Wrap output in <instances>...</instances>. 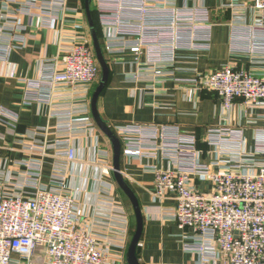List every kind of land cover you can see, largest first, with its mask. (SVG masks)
<instances>
[{"label": "built area", "instance_id": "2783aa9c", "mask_svg": "<svg viewBox=\"0 0 264 264\" xmlns=\"http://www.w3.org/2000/svg\"><path fill=\"white\" fill-rule=\"evenodd\" d=\"M249 3L258 18L252 26L237 28L233 45L235 52L262 57L264 0ZM92 5L107 52L136 55L135 61L155 77L165 75L164 67L176 64L179 52L210 49L214 23L206 7L179 8L171 0H92ZM74 13L68 0H0V62H6L13 51L25 49L31 31L56 34L57 55L41 60L37 78L21 80L25 86L22 106H51L50 117L74 114L71 105L53 108L58 93L68 92L74 96L71 100L76 95L86 99L100 80L91 35L73 22L74 33L67 36L65 28ZM131 41L134 43L129 44ZM141 57H145L144 63L139 61ZM138 78L139 74L133 77ZM185 82L189 99L205 89L216 93L227 109L242 99L249 108L264 110V78L248 71L223 66ZM18 122L15 113L1 111L0 127L14 129ZM72 129L71 124L61 125L56 132ZM111 129L127 159H162L172 166L146 169L155 177V199L171 197L174 220L181 229L193 231L188 236L191 242L184 245L185 252L197 257L191 264H264V150L259 153L263 156L259 163L245 157L241 129H208L206 143L216 155L210 164L200 161L196 137L181 134L177 126L127 124ZM36 148L41 149L40 154L47 149L35 142L25 149L32 154ZM55 154L75 159L70 147ZM23 165L24 182L0 188V264H34L39 247L46 251L43 264H108L109 250L83 222V210L67 194L65 178L55 177L60 188L53 192L41 185V162L30 160L18 167ZM195 180L207 184L209 191L201 192Z\"/></svg>", "mask_w": 264, "mask_h": 264}, {"label": "crops", "instance_id": "0c3cea01", "mask_svg": "<svg viewBox=\"0 0 264 264\" xmlns=\"http://www.w3.org/2000/svg\"><path fill=\"white\" fill-rule=\"evenodd\" d=\"M249 2L171 0L172 5L179 8H208L214 26L208 51L179 52L176 64L164 67L165 75L161 77L146 71L145 66L135 61L136 55L128 51L110 55L101 28L111 70L109 84L98 102L101 118L111 128L127 124L177 126L181 134L196 137L199 158L204 164L216 159L206 143L208 129L239 128L243 131L245 157L255 163L262 161L263 156L259 153L264 150V110L249 108L242 99H236L227 109L216 93L205 89L197 91L193 99H189L185 82L223 66L264 78V56L235 52L233 45L237 28L252 26L258 18ZM241 5H246V10L240 9ZM68 7L75 12V17L68 19L67 36L74 33L73 22L83 25V33L91 35L85 5L80 0H68ZM56 40L53 32L31 31L28 46L13 51L6 62H0V113L8 110L19 116L14 129L0 127V188H10L9 183L21 185L24 182L26 167H18L19 163L41 162V185L58 192L60 187L54 182L55 177H64L67 194L83 210V222L108 248V264H127L136 220L130 200L115 179L111 142L92 117L91 99L97 85L86 99L76 95V99L71 100L70 97L74 96L68 92L54 97V109L73 107L71 117H50L51 106H22L25 86L21 80L38 77L41 60L58 53ZM113 59L121 62L116 63ZM139 61L144 63L145 57ZM135 74L141 78L134 80ZM68 124L73 126L70 132H56L57 127ZM59 141L67 142L58 145ZM34 142L47 147L45 152L40 154L41 149L36 148L35 153H28L25 148ZM67 147L75 152L73 161L55 154L58 150L66 151ZM150 165L164 170L172 168L168 161L162 159L149 161L121 156V173L135 193L144 219L137 258L140 264H191L197 257L185 252L184 245L191 242L188 236L193 231L181 229L174 220L175 201L171 197L163 201L155 199V177L146 169ZM194 183L201 192L209 191L207 184L198 180ZM45 254V249L39 247L33 258L34 264H43Z\"/></svg>", "mask_w": 264, "mask_h": 264}, {"label": "water", "instance_id": "95a60500", "mask_svg": "<svg viewBox=\"0 0 264 264\" xmlns=\"http://www.w3.org/2000/svg\"><path fill=\"white\" fill-rule=\"evenodd\" d=\"M85 5V12L87 17V22L89 25V30L91 34L92 39V45L95 52V56L97 59V62L101 68V78L100 81L92 95L91 99V112L92 117L94 119V122L96 123L97 127L100 129V131L109 139L111 142L112 148H113V168H114V175L116 182L120 189L125 193V195L130 200L135 220H136V231L134 233V236L131 240V243L128 248L127 253V264H140L138 258H137V249L139 247L142 235H143V229H144V219L142 215V210L140 203L135 195V193L132 191V189L129 187V185L126 183L122 173H121V156H122V145L121 141L116 135V133L111 129V127L105 122L98 110V102L102 94L105 92L111 76V70L108 64L107 59L105 58L103 48L101 46L100 40L97 35L96 27L94 24V21L92 19L91 14V0H84Z\"/></svg>", "mask_w": 264, "mask_h": 264}, {"label": "trees", "instance_id": "16d2710c", "mask_svg": "<svg viewBox=\"0 0 264 264\" xmlns=\"http://www.w3.org/2000/svg\"><path fill=\"white\" fill-rule=\"evenodd\" d=\"M80 1L82 2V4H84V0H80ZM91 14H92V19H93L95 27H96L98 38H99L101 46L103 48V52H104L105 58L108 61V58L106 56V52H105V49H104V46H103L102 31H101V27H100L99 20H98V14L93 9L91 10ZM100 78H101V73H100Z\"/></svg>", "mask_w": 264, "mask_h": 264}, {"label": "rangeland", "instance_id": "374dc122", "mask_svg": "<svg viewBox=\"0 0 264 264\" xmlns=\"http://www.w3.org/2000/svg\"><path fill=\"white\" fill-rule=\"evenodd\" d=\"M92 9L94 10V7H93V5H92V0H91V10H92ZM94 11H95V10H94Z\"/></svg>", "mask_w": 264, "mask_h": 264}]
</instances>
